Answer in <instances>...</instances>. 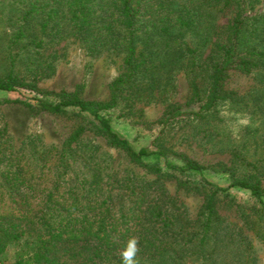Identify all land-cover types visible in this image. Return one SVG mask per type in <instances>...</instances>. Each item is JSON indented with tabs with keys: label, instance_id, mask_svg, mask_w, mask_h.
Segmentation results:
<instances>
[{
	"label": "rangeland",
	"instance_id": "rangeland-1",
	"mask_svg": "<svg viewBox=\"0 0 264 264\" xmlns=\"http://www.w3.org/2000/svg\"><path fill=\"white\" fill-rule=\"evenodd\" d=\"M203 1L144 0L143 20L149 23V31L138 41V51L154 57L147 65L152 68L148 78L156 79L155 87L149 90V79L139 78L138 88L125 90L118 104L102 115L134 149L162 150L171 163L182 167L195 161L204 167L203 175L210 183L225 189L217 195L213 224L205 241L201 239L205 193L195 189L202 182L198 172L169 169L159 155L146 157L145 165L133 162L124 150L98 133L94 116L77 108L37 113L23 103L36 104L39 99L56 102L64 91L78 92L90 101L111 99V82L126 71V52L107 46L92 53L81 38L71 35L51 45L44 54L17 63L16 74L25 83L12 91H0V194L7 189L5 175L10 165L12 169L23 165L24 173L31 177L39 175L40 167L47 162L44 172L52 175L57 157L45 158L44 149L61 148L75 129L84 125L87 130L77 156L81 164L75 166L76 171L67 172V178L102 172L114 191L125 176L157 181L166 189V208L175 214L177 224L164 228L161 222H152L151 226L157 236L172 240L174 245L153 264H264V204L247 190L232 185L253 169L250 163L257 162L258 169L264 168V118L259 110L264 100V70L250 74L232 70L224 84V98L203 118L189 115L166 126L162 123L170 108L177 106L185 112L197 108L193 79L205 93L208 76L204 67L216 57V45L226 40L235 16L241 13L249 21L264 16V0H239L224 11H206ZM14 3L0 0V80L11 69L10 44L16 32L15 21L23 11ZM181 16L190 20L188 27L180 25ZM149 36L152 44L147 49L145 40ZM167 42L195 51L180 60L167 48ZM146 164L159 165L163 172L157 174ZM262 180L264 183V169ZM183 182H189L190 187ZM15 251V247L9 248L0 264L12 261Z\"/></svg>",
	"mask_w": 264,
	"mask_h": 264
},
{
	"label": "trees",
	"instance_id": "trees-1",
	"mask_svg": "<svg viewBox=\"0 0 264 264\" xmlns=\"http://www.w3.org/2000/svg\"><path fill=\"white\" fill-rule=\"evenodd\" d=\"M238 1L204 0L202 6L206 11H224ZM160 3L163 7V2ZM14 4L23 11L15 21L16 32L9 54L11 69L0 80V91H12L16 85L25 83L16 74L17 63H26L35 55L44 54L51 45L69 35L81 38L92 53H99L107 46L125 51L126 71L111 82L108 102L90 101L78 92L64 91L56 102L39 99L36 104L23 103L37 113H63L67 107L77 108L94 116L98 120V133L112 146L124 150L133 162L145 165L146 157L159 155L169 169L198 172L202 182L195 189L205 193L201 234L205 241L213 224L217 195L225 189L210 183L203 175L204 167L195 161L182 167L171 163L162 150L134 149L113 128L110 119L102 115L118 104L125 90L137 87L139 78L153 74L147 65L154 61L152 53L138 51V41L149 31V23L143 20L144 0H15ZM178 21L183 27L190 25V20L183 16ZM154 32L158 33L156 28ZM150 41L152 36L145 40L147 49L152 44ZM166 45L180 60L195 51L177 42ZM214 52L216 57L204 67L208 76L205 93L193 79L197 108L189 112L177 106L170 108L162 120L164 126L177 118L187 119L189 115L203 118L224 98V84L232 70L245 74L264 70V16L249 21L238 13L228 27L226 40L217 44ZM155 83V78L149 79L146 87L153 90ZM259 110L264 118V100ZM86 130V126L80 125L61 148L44 149L45 158L57 157L55 172L50 176L44 172L47 162L40 167L39 175L31 177L24 173L23 165L15 169L9 166L5 175L7 189L0 194V262L9 248L15 247L14 258L8 264H122L119 251L129 236L134 235L139 238L138 264H153L174 245L172 240L157 236L151 226L152 222H161L164 228L177 224L175 214L166 208V189L157 181L125 176L118 191H114L102 172L66 177L67 172L76 171L75 166L81 164L77 156ZM236 156L243 155L236 153ZM250 164L254 170L236 178L232 185L247 190L264 204V168L260 170L257 164ZM146 166L157 174L163 172L159 165ZM188 183L181 184L189 188Z\"/></svg>",
	"mask_w": 264,
	"mask_h": 264
},
{
	"label": "clouds",
	"instance_id": "clouds-1",
	"mask_svg": "<svg viewBox=\"0 0 264 264\" xmlns=\"http://www.w3.org/2000/svg\"><path fill=\"white\" fill-rule=\"evenodd\" d=\"M140 251L139 238L129 236L124 246L119 251L122 264H138L137 254Z\"/></svg>",
	"mask_w": 264,
	"mask_h": 264
}]
</instances>
